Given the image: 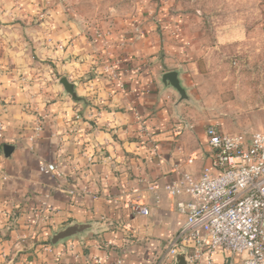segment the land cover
Masks as SVG:
<instances>
[{
    "label": "crops",
    "instance_id": "crops-1",
    "mask_svg": "<svg viewBox=\"0 0 264 264\" xmlns=\"http://www.w3.org/2000/svg\"><path fill=\"white\" fill-rule=\"evenodd\" d=\"M50 2L0 0V264H155L184 219L163 193L155 207L146 183L162 186L174 169L193 176L213 170L206 122H179L174 97L158 85L160 74L178 68L190 88L198 75L187 72L193 59L188 54L192 63L182 64L172 56L174 47H160L150 29L146 35L137 26V34H123L125 26L96 40ZM111 64L123 92L107 71ZM61 78L80 102L65 94ZM133 113L158 142L157 156L136 138ZM179 123L183 130L174 137L171 129ZM4 145L14 147L9 158ZM41 164L56 165L60 176L43 175ZM124 194L144 201L149 215L129 217ZM88 222L102 232L44 251L54 231ZM213 258L214 264H240L221 252Z\"/></svg>",
    "mask_w": 264,
    "mask_h": 264
},
{
    "label": "rangeland",
    "instance_id": "rangeland-1",
    "mask_svg": "<svg viewBox=\"0 0 264 264\" xmlns=\"http://www.w3.org/2000/svg\"><path fill=\"white\" fill-rule=\"evenodd\" d=\"M51 5L96 40L125 26L129 31L123 34H137V26L146 35L150 29L160 47H174L172 56L182 64L193 59L187 72L198 75L190 88L182 79L192 104L180 105V119L204 120L202 127L215 124L236 134L264 132V0H52Z\"/></svg>",
    "mask_w": 264,
    "mask_h": 264
},
{
    "label": "built area",
    "instance_id": "built-area-1",
    "mask_svg": "<svg viewBox=\"0 0 264 264\" xmlns=\"http://www.w3.org/2000/svg\"><path fill=\"white\" fill-rule=\"evenodd\" d=\"M107 71L116 80L117 90L123 92L115 64L108 66ZM133 115L136 138L148 146L150 154L156 155L158 142L144 120L137 113ZM182 130L179 123L171 133L177 137ZM2 131L0 122V138ZM204 136L213 170L204 169L193 176L174 169L175 177L162 186L156 181L146 183L155 207L163 193L174 199V210L184 219L178 234L164 243L155 264H172L180 251L185 252L188 264H214L217 252L239 259L240 264H264V132L226 134L210 124L205 127ZM192 161L189 158L186 164ZM39 170L43 175L60 176L54 164H41ZM123 206L132 218L150 213L144 201L130 198L129 194H124ZM12 217H16L15 213ZM29 224L34 227L36 221ZM51 248L46 245L44 251L50 252ZM104 259L108 260V256ZM93 262L102 264L99 259Z\"/></svg>",
    "mask_w": 264,
    "mask_h": 264
},
{
    "label": "water",
    "instance_id": "water-1",
    "mask_svg": "<svg viewBox=\"0 0 264 264\" xmlns=\"http://www.w3.org/2000/svg\"><path fill=\"white\" fill-rule=\"evenodd\" d=\"M181 70H172L168 72H164L158 77V85L160 86L161 93H169L174 97V102L172 104L173 115L176 119L185 123L183 119L179 118L178 109L182 103L192 104L190 97L188 96L187 89L184 86V83L181 78ZM59 84L62 86L66 95H68L72 101L80 102L81 99L76 95L74 86L67 81L66 78H61L59 80ZM2 152L5 158H9L11 153L14 150L13 146L4 145L2 147ZM12 223H9V226L5 228L1 236L5 237L9 227H11ZM103 228L98 226L96 222H88V223H71L65 225L59 230L54 231L48 239L50 246L57 247L60 244L68 241V240H81L87 234H98L102 232ZM172 264H188V259L184 251L178 252L174 258Z\"/></svg>",
    "mask_w": 264,
    "mask_h": 264
},
{
    "label": "trees",
    "instance_id": "trees-1",
    "mask_svg": "<svg viewBox=\"0 0 264 264\" xmlns=\"http://www.w3.org/2000/svg\"><path fill=\"white\" fill-rule=\"evenodd\" d=\"M44 245H49L48 240H46V241L44 242Z\"/></svg>",
    "mask_w": 264,
    "mask_h": 264
}]
</instances>
